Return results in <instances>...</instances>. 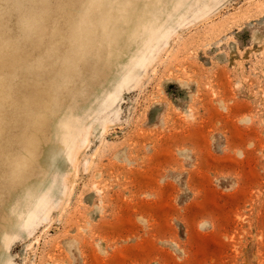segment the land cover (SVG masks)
Returning a JSON list of instances; mask_svg holds the SVG:
<instances>
[{
    "label": "rangeland",
    "instance_id": "1",
    "mask_svg": "<svg viewBox=\"0 0 264 264\" xmlns=\"http://www.w3.org/2000/svg\"><path fill=\"white\" fill-rule=\"evenodd\" d=\"M146 1V34L129 41L124 27L117 58L102 47L79 63L40 126L37 161L0 188V234L26 232L15 264H264V0H136L134 15ZM11 2L0 0V83L27 96L23 77L60 65L82 9ZM5 120L0 185L26 131ZM44 192L52 207L25 223Z\"/></svg>",
    "mask_w": 264,
    "mask_h": 264
},
{
    "label": "bare ground",
    "instance_id": "2",
    "mask_svg": "<svg viewBox=\"0 0 264 264\" xmlns=\"http://www.w3.org/2000/svg\"><path fill=\"white\" fill-rule=\"evenodd\" d=\"M104 1L105 0H94V2L100 6L89 10L83 21L79 19L77 20L78 22L76 21L73 23L71 28L72 31L70 32L67 41L63 42V44L67 43L69 49L65 52L57 49V51H59L57 58L60 61V65L58 67L42 61L38 65L39 68L36 70L37 72H31L23 77L24 87H26V80L31 79L32 81L28 91L29 94L27 96L20 95L16 97L10 93V83H6L4 81L0 83V132L4 121H6V117L9 122H12V125L21 124L20 122H23L26 128V131L21 132L19 136L17 135L18 137L16 136L21 142L22 147L16 151L15 155H11V158L6 157L8 158L6 160L7 164L3 174H1L4 178V182L0 185L1 189L7 190L8 188L6 187L11 184L12 181L13 184L17 183L22 170L32 164H35L37 161V146L35 145V140H38L39 138L38 135L40 126L45 118L51 114L54 109L60 108L63 101L61 98L62 91L68 90V86L71 84V72L78 71L77 68L79 63L86 66L92 57L94 62L98 61L100 55L99 50L102 47H105L107 51V58H117L122 45H125L126 42L122 38L124 31L123 28H128L129 35L127 34V40L133 41L138 39V35L145 32V30H147V26L151 24H149L150 21L148 22V18L146 16L150 5V2L148 1L143 4L137 15H134V11L136 10V0H122L120 2L118 0H111L113 5L106 10L104 9ZM130 2L133 4L132 7L118 6L129 4ZM110 10H112V12L115 11L113 18H108L105 15V13ZM150 48L147 50V53L143 57L141 63L136 66L135 63L131 71L125 74V81L137 78L138 73H136V68H141L143 66L147 55L151 52ZM54 53L56 54V51ZM54 53L50 56H54ZM100 64L102 63L100 62ZM119 91L120 90L118 89H114V91L109 95V99L107 98L105 105L107 108L112 106L116 98L119 96ZM73 97L74 96L72 94V98ZM71 111L72 110H69V113ZM37 117H39V119H37ZM70 117H67L68 121L70 120ZM67 124L68 122H64L62 119L60 125H58V129L63 143L64 153H66L67 160H70L73 158V153L75 152H73V150L76 143L71 144L68 142V134L71 128L68 129L70 124H68V126ZM6 138L14 139L10 133H8ZM39 145L40 144H38V146ZM37 197V201L27 212V217L24 221L25 223L35 218V216L37 217V215L46 214L53 205V200L47 193H39Z\"/></svg>",
    "mask_w": 264,
    "mask_h": 264
},
{
    "label": "snow or ice",
    "instance_id": "3",
    "mask_svg": "<svg viewBox=\"0 0 264 264\" xmlns=\"http://www.w3.org/2000/svg\"><path fill=\"white\" fill-rule=\"evenodd\" d=\"M41 6L43 8H48V7H64V6H79L82 9V14H81V20L83 21L84 18L87 15V12L91 9H94L100 5L96 4L94 0H90L88 3L84 4H72L68 5L67 0H40ZM27 5L24 2V0H12L11 3L7 5V8L12 11H19L23 8H25ZM119 7H129L128 4H123V5H118ZM39 119V117H37Z\"/></svg>",
    "mask_w": 264,
    "mask_h": 264
},
{
    "label": "clouds",
    "instance_id": "4",
    "mask_svg": "<svg viewBox=\"0 0 264 264\" xmlns=\"http://www.w3.org/2000/svg\"><path fill=\"white\" fill-rule=\"evenodd\" d=\"M129 7L133 4L130 2ZM26 235L25 230L20 229L15 233L0 234V264H15L16 257L10 255V249L17 242H22Z\"/></svg>",
    "mask_w": 264,
    "mask_h": 264
}]
</instances>
